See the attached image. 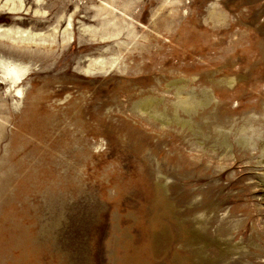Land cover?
I'll use <instances>...</instances> for the list:
<instances>
[{
  "label": "rangeland",
  "instance_id": "1",
  "mask_svg": "<svg viewBox=\"0 0 264 264\" xmlns=\"http://www.w3.org/2000/svg\"><path fill=\"white\" fill-rule=\"evenodd\" d=\"M0 55V264H264V0H0Z\"/></svg>",
  "mask_w": 264,
  "mask_h": 264
},
{
  "label": "bare ground",
  "instance_id": "2",
  "mask_svg": "<svg viewBox=\"0 0 264 264\" xmlns=\"http://www.w3.org/2000/svg\"><path fill=\"white\" fill-rule=\"evenodd\" d=\"M72 27L73 26H72L71 20L67 22L66 27L64 28L62 32L57 31L56 29L57 26H56L54 29L55 34H52V35L50 34V37H52V42H54L56 38V34L60 36V40L62 43L72 42L73 40ZM25 32L22 29L15 31V33L18 34V36H21V35L28 36L29 35L30 37H32V36L37 35L31 32H29V34H24ZM34 44L36 47L46 45V43H42V45L36 44V43ZM10 58L8 57L5 58V56L3 57L0 55V84H4L6 86V92H12L16 98H21L23 93H22V88L20 84L22 83L26 74L30 71L32 65L22 63L20 61L14 60L13 58L12 59Z\"/></svg>",
  "mask_w": 264,
  "mask_h": 264
}]
</instances>
